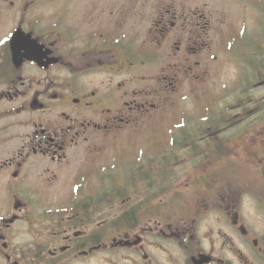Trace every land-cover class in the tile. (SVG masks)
<instances>
[{"label":"flooded vegetation","instance_id":"1","mask_svg":"<svg viewBox=\"0 0 264 264\" xmlns=\"http://www.w3.org/2000/svg\"><path fill=\"white\" fill-rule=\"evenodd\" d=\"M247 1L0 0V264H264ZM211 44L240 72L200 105Z\"/></svg>","mask_w":264,"mask_h":264},{"label":"rangeland","instance_id":"2","mask_svg":"<svg viewBox=\"0 0 264 264\" xmlns=\"http://www.w3.org/2000/svg\"><path fill=\"white\" fill-rule=\"evenodd\" d=\"M227 1L228 0H219V2L216 3L220 4L230 16L231 13L226 7L232 10H234L235 8L237 14V9H239L240 4L236 3L235 6V4L231 3L233 5L232 7ZM258 1L259 0H249L246 2V9H250L249 14L252 15L254 13V10H257V8H255L253 4L258 5ZM260 1L262 2V0ZM222 47H215L211 44L204 50V52H201V56L193 58V60L200 61L203 65V68L207 69H200L198 71L200 73L202 70H206V72H203L200 79H198L197 85H195L193 88L194 90L190 92L191 95L195 97L191 100L192 102L196 101L201 105V103L204 102L205 99L208 98V96L222 94V92L226 89V85H228L230 82H233V79L237 77L236 74L240 72L237 67V60L229 59L228 52L225 49L223 50ZM215 52H218L221 58V61L218 64H213L211 60V56H215ZM86 158H88V156H86ZM65 174L66 173L64 172V175ZM54 189H56V185L54 186ZM66 189L67 188H65L64 191Z\"/></svg>","mask_w":264,"mask_h":264}]
</instances>
